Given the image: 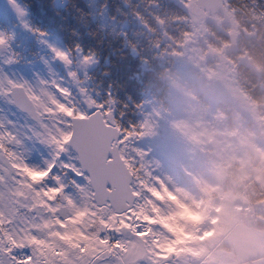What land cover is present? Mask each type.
<instances>
[{"label":"rangeland","instance_id":"1","mask_svg":"<svg viewBox=\"0 0 264 264\" xmlns=\"http://www.w3.org/2000/svg\"><path fill=\"white\" fill-rule=\"evenodd\" d=\"M9 1L10 4H7V0H0V21L3 22L0 24V32L8 36L6 44L0 46V79L7 77L14 81H27L37 92L40 87L45 86L41 81L55 79L73 92V99L77 95L86 103L84 96L79 92L81 83L77 84L68 73L75 71L79 78L93 69L94 62L82 65V59L76 55L70 57L72 64L67 65L55 57L53 47L65 52L66 49L54 38H34L27 7L23 6L20 0H15V5L22 10L21 12L13 5L12 0ZM223 1L226 4V11L222 15L208 14L200 7L191 9L193 32L176 55L177 76L170 82L168 102L170 109L151 113L152 132L139 139L137 145L145 151L153 174L163 181L162 184L154 185L160 191L163 200L161 201L159 197L156 199L159 211L153 214V220L157 226L156 234L160 237V243L165 246L163 250L168 251L170 245L177 253L169 264H241L242 260L260 256L264 252V203L261 206L255 205L254 210L252 206L238 203L242 196L240 193L224 198L221 195L212 198L210 187L205 182L206 180L209 184L214 183L217 178L225 175L222 163L226 155L234 154L246 165L250 162L251 156L257 157L262 151L259 142L246 139L237 127L235 132H230L227 127L225 130L220 128L223 118L214 113L217 104L227 97L238 110V113H235L238 125L244 127L246 120L250 118L253 119L254 126H259L262 120L257 105L242 93L237 83L236 71L239 62L231 60L227 44L221 43L208 28V24L213 23L219 29L227 30L230 37L232 33L239 35L237 28L240 24L237 23L236 10L228 5L229 0ZM260 17L264 21V13H261ZM244 35L249 40H257L259 30L254 27L252 31L245 29ZM23 45L25 48L34 47L37 52L30 57L36 58L35 61H26L21 66L14 58V48ZM12 55L13 59L6 62ZM52 90L55 91L54 88ZM195 91L199 98L194 95ZM262 129L264 131V128ZM4 130L12 132L21 141L20 144L8 143L7 147L20 153L29 165L43 168L46 166L45 161L52 158V146L41 143L33 134L34 130H41L39 123L19 112L12 104L9 94H0V132ZM191 133H195L198 140L191 139ZM231 137L236 140L240 150L232 146ZM248 149L251 156L245 153ZM75 156L69 147L57 161L53 175L61 172L63 177L67 170L61 169L60 161H71ZM0 165L7 167L4 160H0ZM0 174H3L2 169ZM182 174L188 177L186 180L189 182L182 178ZM203 175L206 176L205 179ZM73 178H76L75 174L63 179L67 184L68 180ZM77 179L78 182H85L82 178ZM184 181L186 183H182ZM49 182L54 183L51 180ZM6 183L11 187L15 181L8 178ZM165 186L172 195L164 191ZM195 187L200 194L198 196L193 191ZM0 190H4V184H0ZM65 191L71 192L77 202H80L78 193L71 185ZM233 198L236 199L235 202ZM19 199L24 206L16 205L19 211L14 223L20 227L26 226L27 221L39 223L41 216L50 215L43 210H30L27 207L31 203L30 196ZM146 211L151 212V206ZM68 214H71L70 211ZM257 220L262 222L258 226ZM160 225L168 229L171 235L160 230ZM33 231L39 236L68 247L66 242L58 238L48 237V230ZM123 233L117 234L122 236ZM205 242H212V245L204 246ZM23 251L29 252L30 249L25 248ZM196 251L197 254H194ZM111 256H102L96 260V264H109L108 259ZM262 263L263 261H260L255 264ZM138 264L149 262L140 260Z\"/></svg>","mask_w":264,"mask_h":264},{"label":"snow or ice","instance_id":"2","mask_svg":"<svg viewBox=\"0 0 264 264\" xmlns=\"http://www.w3.org/2000/svg\"><path fill=\"white\" fill-rule=\"evenodd\" d=\"M12 3L16 6L15 0ZM7 39L0 32V46ZM180 44L177 41L178 47ZM52 51L65 64H72L68 52L55 47ZM12 59L9 57L6 62ZM94 60L92 54L83 55L81 64L89 65ZM68 75L80 83L75 71ZM41 84L45 86L37 92L27 81L0 79V94H11L12 102L37 120L41 130H34L33 134L53 148L45 167L32 166L7 147L8 143L21 141L8 130L0 132V160L7 164L0 165V184H4V190H0V264H96L104 255L115 256L118 264H138L140 260L169 264L177 253L170 245L168 251L163 250L165 246L160 243L153 220V214L159 211L155 201L158 197L163 200L154 185L163 181L153 174L145 151L136 146L137 140L152 132L151 113L139 125L123 127L114 118L112 108L98 105L87 95L86 88L80 87L79 92L87 107L94 110L82 109L72 98L71 90L55 79ZM190 138L198 140L195 133ZM69 147L75 149V159L60 161L61 169L67 170L63 177L53 175L57 161ZM72 174L76 178L66 184L63 178ZM8 178L15 181L11 187L6 183ZM77 178L85 182H78ZM69 185L78 193L79 203L71 192L65 191ZM164 191L169 189L165 186ZM28 196L30 210H43L50 215L41 216L39 223L27 221L26 226L20 227L14 223L19 211L16 205L24 206L19 198ZM149 206L151 212L146 211ZM61 209H68L71 214L62 213L61 218L57 215ZM159 228L171 235L163 225ZM33 229L48 230V237L58 238L68 247L35 234ZM113 231L129 233L134 239H113L107 234ZM25 248L30 251L24 252Z\"/></svg>","mask_w":264,"mask_h":264},{"label":"trees","instance_id":"3","mask_svg":"<svg viewBox=\"0 0 264 264\" xmlns=\"http://www.w3.org/2000/svg\"><path fill=\"white\" fill-rule=\"evenodd\" d=\"M20 1L27 7L34 38L56 39L70 57L79 55L82 59L83 55H94L93 69L78 78L81 87L87 89V95L98 105L111 107L114 118L123 127L139 125L153 111L170 109V82L177 76L176 55L193 32L192 10L186 7L195 0ZM228 5L236 10L241 34L234 39L227 30L219 29L213 23L208 24V28L221 43L227 44L231 60L239 62L237 83L242 93L257 105L262 122L254 126L253 119L248 118L244 127L238 125L235 116L238 110L227 97L217 104L214 113L223 118L220 128L225 130L227 127L230 132H235L237 127L246 139L259 142L262 151L259 156L251 157L246 165L236 155H226L222 163L225 175L214 183L205 182L210 187V194L213 192L224 198L240 193V202L261 205L264 203V41L259 37L257 40L245 38L243 29L252 31L251 27L256 24L245 0H229ZM211 40L215 42L212 37ZM177 41L181 42L179 47ZM14 50L21 66L36 59L30 58L37 52L34 47L23 45ZM193 93L200 97L196 91ZM76 100L79 101L78 96ZM80 105L87 111L86 103ZM230 143L239 148L233 137ZM138 144L139 140L136 146ZM245 153L250 155V149ZM182 176L188 179L186 175ZM196 190L195 187L196 196L200 195ZM260 223L257 220L256 226ZM210 245L212 242L204 243V246ZM263 256L256 258L263 259ZM252 262L245 259L241 264Z\"/></svg>","mask_w":264,"mask_h":264},{"label":"water","instance_id":"4","mask_svg":"<svg viewBox=\"0 0 264 264\" xmlns=\"http://www.w3.org/2000/svg\"><path fill=\"white\" fill-rule=\"evenodd\" d=\"M197 4H200L204 9H206V11L209 13V12H213V13H218L220 11H224V4L221 0H197ZM14 99V97H12ZM16 105V107L19 109V110H22L23 112L29 114L28 111L22 109L21 107L18 106V104L14 103ZM30 115V114H29ZM33 118V116H32ZM34 119V118H33ZM36 120V119H34ZM72 150L75 152L76 154V151L75 149L72 148ZM69 210L68 209H63L61 211V217L63 218V214H68Z\"/></svg>","mask_w":264,"mask_h":264},{"label":"bare ground","instance_id":"5","mask_svg":"<svg viewBox=\"0 0 264 264\" xmlns=\"http://www.w3.org/2000/svg\"><path fill=\"white\" fill-rule=\"evenodd\" d=\"M112 235V234H111ZM119 234H117L116 232L113 233V236L112 238L113 239H125V240H128L127 238L129 239H134L133 236H131L129 233H123L122 236H118ZM108 262L109 264H117L118 261L116 259L115 256H111L109 259H108Z\"/></svg>","mask_w":264,"mask_h":264},{"label":"flooded vegetation","instance_id":"6","mask_svg":"<svg viewBox=\"0 0 264 264\" xmlns=\"http://www.w3.org/2000/svg\"><path fill=\"white\" fill-rule=\"evenodd\" d=\"M10 96V95H9ZM10 99H11V97H10ZM12 101V100H11Z\"/></svg>","mask_w":264,"mask_h":264}]
</instances>
